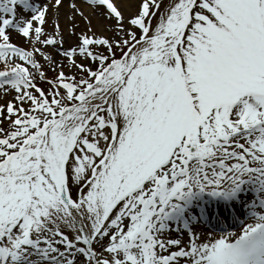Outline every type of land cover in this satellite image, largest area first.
<instances>
[{"label": "snow or ice", "instance_id": "snow-or-ice-1", "mask_svg": "<svg viewBox=\"0 0 264 264\" xmlns=\"http://www.w3.org/2000/svg\"><path fill=\"white\" fill-rule=\"evenodd\" d=\"M0 264H264V0H0Z\"/></svg>", "mask_w": 264, "mask_h": 264}]
</instances>
